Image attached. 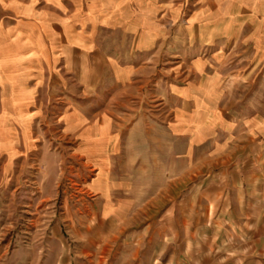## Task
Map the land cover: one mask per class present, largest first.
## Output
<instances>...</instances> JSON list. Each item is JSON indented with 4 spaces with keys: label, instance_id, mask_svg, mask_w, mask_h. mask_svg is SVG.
<instances>
[{
    "label": "rangeland",
    "instance_id": "1",
    "mask_svg": "<svg viewBox=\"0 0 264 264\" xmlns=\"http://www.w3.org/2000/svg\"><path fill=\"white\" fill-rule=\"evenodd\" d=\"M0 44V264H211L264 213V0H0Z\"/></svg>",
    "mask_w": 264,
    "mask_h": 264
},
{
    "label": "crops",
    "instance_id": "2",
    "mask_svg": "<svg viewBox=\"0 0 264 264\" xmlns=\"http://www.w3.org/2000/svg\"><path fill=\"white\" fill-rule=\"evenodd\" d=\"M12 39L17 41L19 45L23 46L26 51L28 43L32 44V38H29L28 33L17 31L16 35L14 37H9L7 41H10ZM39 39L40 38H36L37 42ZM2 44L8 43L2 42ZM2 44H0V53H2V55L8 51L9 53L15 55L17 51L8 49V45L7 48H3ZM20 73L21 74H19V78L24 79L22 82L23 84L20 83L16 86H11V75H7L6 72L4 75L0 74V90L2 91L3 97V99L0 101V108L4 109L7 108V106L11 105V107L14 106L17 108L20 106V104L25 107L29 93L26 85V74L22 73V71H20ZM9 93H13L15 97L12 98L11 94L10 96H8ZM32 96L33 95H31V97ZM249 204L250 206L253 204L264 206V195L258 197L257 200L249 199ZM249 212L244 211L243 214H238L241 219L235 216V219L229 222L230 227L228 229V236L232 238L234 242L233 244L222 246L223 249H221L219 245L213 246V248L217 250V253L225 252L226 255H219V257H215L211 261V264H264V213H262L260 217L254 216L253 218V216ZM107 220H113V218L107 217ZM166 221L167 222L165 223V227H170L169 225H167V223L172 222V217H169ZM150 230L151 225L148 226L147 233L150 232ZM238 240H242V243H237ZM125 248L128 249L127 247ZM129 248H133L134 250H136L137 255L133 258V260L123 261L121 264H156V250L151 251V256L148 255L147 260H142V256L140 255L143 251L142 246L138 244L130 246ZM86 252L88 251H85L84 253ZM109 252L112 253L113 249H111ZM70 264H72V262H70ZM78 264H113V262L111 260V257L108 256L105 262H102L101 260H89L83 263L82 261H80V263ZM168 264H170V262H168Z\"/></svg>",
    "mask_w": 264,
    "mask_h": 264
}]
</instances>
